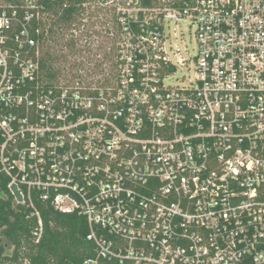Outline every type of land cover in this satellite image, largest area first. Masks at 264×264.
<instances>
[{"label":"built area","instance_id":"built-area-1","mask_svg":"<svg viewBox=\"0 0 264 264\" xmlns=\"http://www.w3.org/2000/svg\"><path fill=\"white\" fill-rule=\"evenodd\" d=\"M32 18L0 6V177L34 241L46 203L85 217L84 264H264V0H130L96 86L42 77Z\"/></svg>","mask_w":264,"mask_h":264},{"label":"trees","instance_id":"trees-1","mask_svg":"<svg viewBox=\"0 0 264 264\" xmlns=\"http://www.w3.org/2000/svg\"><path fill=\"white\" fill-rule=\"evenodd\" d=\"M6 1L15 9L20 21L25 13L33 15L28 28L31 35L36 38L37 22L34 17L37 9L25 8L19 4L18 0ZM85 1L39 0L38 5L45 13L56 15L59 13L57 18L59 25L70 26L75 21V16L82 10L81 7ZM143 4H149V0H143ZM40 30L38 40L39 49L41 46L42 51L38 59L39 69L46 80L56 81L57 76L62 75L66 69L64 66L55 68L56 61L52 55L47 50L43 51L44 43L54 35L53 30L50 27L46 29L42 23ZM99 69H101L100 65L87 73V68L81 64L74 71L70 67L68 73L74 80H78V83H82L80 74L90 76ZM0 179V264L17 263L19 260H25L27 264H84L85 261L94 258L93 244L86 239L89 231L84 216L76 212L61 213L46 203H37L42 227L39 240L36 242L33 236V233L38 230L36 218L30 216V212L23 205L15 203L7 189V180L2 177ZM6 247L12 248V251L5 255Z\"/></svg>","mask_w":264,"mask_h":264},{"label":"rangeland","instance_id":"rangeland-1","mask_svg":"<svg viewBox=\"0 0 264 264\" xmlns=\"http://www.w3.org/2000/svg\"><path fill=\"white\" fill-rule=\"evenodd\" d=\"M20 5L28 9L35 8L39 15L42 25L53 30V36L44 43L43 51L47 50L54 58L55 68L64 66L66 71L57 76L56 82L78 83L68 72L70 67L74 71L77 66L84 64L88 71L100 65L97 72L90 76L82 75L83 82L80 84L96 86L104 84L108 75L111 73L112 63L114 61V38L115 19L118 8L125 6L130 0H86L82 5V10L75 16V21L70 25H59L57 18L59 13H45L38 5L39 0H18ZM10 4L6 0H0V6L8 7ZM179 35L176 44L179 47L180 56L188 59L194 53L195 40L194 28L189 22H181L171 27ZM181 35V36H180ZM42 47L39 49V57ZM63 61H61V59ZM93 71V70H92ZM65 75V77H63ZM185 76L187 79L189 73L185 70L178 71L177 79ZM2 241V240H1ZM12 248L6 247L4 254H9ZM5 264H27L25 260H19L17 263Z\"/></svg>","mask_w":264,"mask_h":264},{"label":"water","instance_id":"water-1","mask_svg":"<svg viewBox=\"0 0 264 264\" xmlns=\"http://www.w3.org/2000/svg\"><path fill=\"white\" fill-rule=\"evenodd\" d=\"M11 191H12L14 197L16 198L17 202H21V200H22L21 196L19 195V192L16 190V188L12 187Z\"/></svg>","mask_w":264,"mask_h":264}]
</instances>
